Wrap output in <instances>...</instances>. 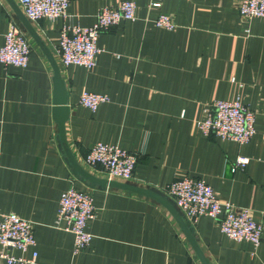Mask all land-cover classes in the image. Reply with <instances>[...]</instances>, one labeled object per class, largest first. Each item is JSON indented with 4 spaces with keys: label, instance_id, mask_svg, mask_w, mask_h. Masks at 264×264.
<instances>
[{
    "label": "crops",
    "instance_id": "crops-1",
    "mask_svg": "<svg viewBox=\"0 0 264 264\" xmlns=\"http://www.w3.org/2000/svg\"><path fill=\"white\" fill-rule=\"evenodd\" d=\"M129 1L137 18L100 32L101 52L86 69L60 62L55 51L60 29L92 25L98 10L117 0H69L65 17L37 21L26 19L18 0H0V47L11 21L30 46L25 67L0 62V214L31 221L36 240L27 251L10 253L30 257L35 250L36 264H188L197 258L160 201L91 182L70 166L53 117L54 63L69 106L66 145L82 168L107 178L99 166L84 162L91 145L102 142L137 153L131 178L119 180L127 187L171 201L167 186L172 181L204 179L221 201L249 208L263 231L254 247L229 239L215 219L201 216L190 230L203 255L210 264H264V17L241 16L237 0ZM152 2L160 6L151 7ZM160 13L171 17L174 29L154 24ZM84 91L107 95L109 101L91 111L79 104ZM218 99H239L254 111L249 142L205 136L197 129L196 121ZM240 155L248 163L233 169ZM70 185L90 194L95 208L88 222L90 244L76 254L72 233L56 224L60 195ZM0 264L7 263L0 258Z\"/></svg>",
    "mask_w": 264,
    "mask_h": 264
},
{
    "label": "built area",
    "instance_id": "built-area-1",
    "mask_svg": "<svg viewBox=\"0 0 264 264\" xmlns=\"http://www.w3.org/2000/svg\"><path fill=\"white\" fill-rule=\"evenodd\" d=\"M26 19L37 21L41 18L54 20L67 15L69 0H18ZM159 7V2L150 3ZM241 16L246 18L264 17V0H237ZM137 7L129 0H117L116 4L102 7L95 15V22L87 27L64 24L59 32L55 51L64 65H78L92 69L95 57L101 52L96 42L100 32L109 29L122 20L137 18ZM157 27L172 30L175 27L171 17L160 13L154 20ZM30 46L23 30L11 21L0 47V62L15 67L27 65ZM107 95L84 91L79 104L95 111L100 103L108 102ZM255 113L239 99L233 101L214 100L205 109V116L196 121L197 129L205 136L245 144L255 133ZM249 158L238 156L233 169H243ZM137 161V153L116 144L96 142L88 149L84 162L90 167L99 166L108 179L128 180ZM167 193L174 207L195 224L199 217L209 216L218 223L220 231L234 241H246L254 247L261 242L263 227L252 218L250 209L237 207L229 201H221L212 187L202 178L186 177L176 179L167 186ZM95 208L90 194L70 185L59 199L56 224L73 235V253L85 250L92 235L88 222L94 217ZM36 245L32 222L14 213L0 214V258L7 264H36L37 252L30 257L14 256L11 250L27 251ZM188 264H201L191 257Z\"/></svg>",
    "mask_w": 264,
    "mask_h": 264
},
{
    "label": "water",
    "instance_id": "water-1",
    "mask_svg": "<svg viewBox=\"0 0 264 264\" xmlns=\"http://www.w3.org/2000/svg\"><path fill=\"white\" fill-rule=\"evenodd\" d=\"M15 11L17 13V16L27 29V31L31 34V36L34 38V40L40 45L42 50L48 55V58L54 62L53 57L49 50L47 49L46 45L42 42V40L34 33L32 28L29 26L28 22L22 18V16L18 13L17 9L15 8ZM54 68V93L55 98L53 99V117L55 121L58 124V134H59V141L60 144L63 147L64 153L66 155L67 161L70 163V166L73 168V170L78 173L81 177H83L86 180H89L91 182L100 183L103 185L108 186H117V187H125L130 188L132 190L144 193L146 195H149L150 197H153L160 201L164 206L170 211V213L174 216L175 220L177 221L181 231L189 241L191 247L193 248L197 258L200 260L202 264H210L208 259L203 255L202 251L200 250L199 246L197 245L191 230H190V224L183 220V218L180 216L178 210L174 207L171 201H168L166 197H163L161 195H158L154 193L151 190L138 188V187H127L126 184H123L119 182L118 180H111L108 178L99 179L88 173L84 168H82L81 165L77 163V161L74 159V157L71 155L67 145L66 140L64 137V123L68 118L69 114V106L68 101L66 99V89L64 86V82L60 78L59 71L57 66L53 63Z\"/></svg>",
    "mask_w": 264,
    "mask_h": 264
}]
</instances>
